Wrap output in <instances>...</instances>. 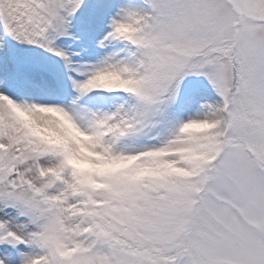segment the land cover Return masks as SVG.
<instances>
[{
  "label": "snow or ice",
  "instance_id": "1",
  "mask_svg": "<svg viewBox=\"0 0 264 264\" xmlns=\"http://www.w3.org/2000/svg\"><path fill=\"white\" fill-rule=\"evenodd\" d=\"M0 264H264V0H0Z\"/></svg>",
  "mask_w": 264,
  "mask_h": 264
},
{
  "label": "clouds",
  "instance_id": "2",
  "mask_svg": "<svg viewBox=\"0 0 264 264\" xmlns=\"http://www.w3.org/2000/svg\"><path fill=\"white\" fill-rule=\"evenodd\" d=\"M111 77H98L92 82L93 86L106 87L113 83ZM56 116L60 122L61 127L68 136H72L77 139L81 148L80 151L69 158V162L82 174H84L85 180L91 182L90 174L93 172L101 173L107 170H112L118 167H123L126 163L131 161H106L103 160L97 154L88 151L87 145L90 141V137L80 132L71 123L68 117L64 114L56 113ZM189 130L195 131L197 129L205 127L202 124H194L187 126Z\"/></svg>",
  "mask_w": 264,
  "mask_h": 264
},
{
  "label": "rangeland",
  "instance_id": "3",
  "mask_svg": "<svg viewBox=\"0 0 264 264\" xmlns=\"http://www.w3.org/2000/svg\"><path fill=\"white\" fill-rule=\"evenodd\" d=\"M73 23L76 26V27H74L73 31H75L78 36L81 35V33L79 31H77V29L79 27V22L74 21ZM10 46H11L12 50L18 56H21V57H24L26 55H32L34 57L41 58L43 55H46V54L42 53L41 50H32V49L28 48L27 46L16 45L14 42H10ZM74 47L78 48L79 45H75Z\"/></svg>",
  "mask_w": 264,
  "mask_h": 264
}]
</instances>
